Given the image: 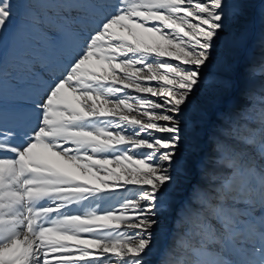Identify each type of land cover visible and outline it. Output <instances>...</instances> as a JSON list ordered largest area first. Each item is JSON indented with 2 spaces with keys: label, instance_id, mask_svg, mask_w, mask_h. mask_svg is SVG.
I'll use <instances>...</instances> for the list:
<instances>
[{
  "label": "snow or ice",
  "instance_id": "1",
  "mask_svg": "<svg viewBox=\"0 0 264 264\" xmlns=\"http://www.w3.org/2000/svg\"><path fill=\"white\" fill-rule=\"evenodd\" d=\"M46 2L0 0L58 53L0 60V264H264V0Z\"/></svg>",
  "mask_w": 264,
  "mask_h": 264
},
{
  "label": "rangeland",
  "instance_id": "2",
  "mask_svg": "<svg viewBox=\"0 0 264 264\" xmlns=\"http://www.w3.org/2000/svg\"><path fill=\"white\" fill-rule=\"evenodd\" d=\"M40 11L43 12L44 14H47L49 10L52 11H59L60 9H67L69 12L72 11L73 9V5L70 2L67 3H42L41 5H39ZM11 27V24L9 25ZM25 49H30L32 50L33 54H35L36 52H41L45 55H47L51 60H56L58 58V53L57 51H53L52 49H44V48H39L36 44L35 41L32 42H25V43H21L17 46V50H12L9 48V45L7 42L4 43L2 50H0V60H2L3 66L5 67V69H9V70H15V71H19L17 65L19 63L20 57L23 56L25 54ZM203 96V90H200L197 93V97L196 99L202 98ZM250 123L246 124V125H242L239 130H238V134L240 136H244L248 133V131L250 130V128L252 127V125H258L261 119V113H260V109L259 106H254L252 109H250V115L248 117ZM6 155H11L10 153H6ZM161 196L166 198V199H171L175 196V193L172 192L170 189H165L162 193ZM242 196L244 198H242ZM248 196L249 193L245 192L244 190H242L241 188L237 187L234 190V199L236 202L238 203H244L247 202L248 200ZM241 198V199H240ZM241 212H243V209L240 210ZM221 221L223 223H228L227 219L223 216H221ZM240 223H243V221H240ZM192 224V228L189 227L190 229V233L192 234L189 238V243L193 246H195L196 244V237L194 234L200 232V230L202 231L204 229V226L202 224H200L199 222H196V220L193 218L189 225ZM195 224V225H194ZM209 238L211 239V233H209ZM188 254H187V250L183 247H177L173 253V255L171 256L172 261L174 262V264H182V261H184L185 259H188ZM159 259V255H154L152 257V260L155 264V261H157Z\"/></svg>",
  "mask_w": 264,
  "mask_h": 264
},
{
  "label": "bare ground",
  "instance_id": "3",
  "mask_svg": "<svg viewBox=\"0 0 264 264\" xmlns=\"http://www.w3.org/2000/svg\"><path fill=\"white\" fill-rule=\"evenodd\" d=\"M52 50H53V51H56L55 49H52ZM4 155H6V153H5ZM242 198H244V197L242 196ZM240 199H241V198H240ZM194 225H195V224H194ZM192 226H193L192 224L189 225L190 228H192ZM200 231H201V230H200Z\"/></svg>",
  "mask_w": 264,
  "mask_h": 264
},
{
  "label": "flooded vegetation",
  "instance_id": "4",
  "mask_svg": "<svg viewBox=\"0 0 264 264\" xmlns=\"http://www.w3.org/2000/svg\"><path fill=\"white\" fill-rule=\"evenodd\" d=\"M52 61H54V60H52Z\"/></svg>",
  "mask_w": 264,
  "mask_h": 264
}]
</instances>
